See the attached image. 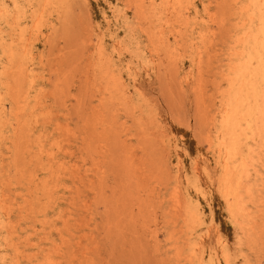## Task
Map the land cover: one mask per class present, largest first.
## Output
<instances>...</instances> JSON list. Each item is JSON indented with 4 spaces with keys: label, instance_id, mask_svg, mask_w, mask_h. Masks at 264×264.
Returning a JSON list of instances; mask_svg holds the SVG:
<instances>
[{
    "label": "rangeland",
    "instance_id": "1",
    "mask_svg": "<svg viewBox=\"0 0 264 264\" xmlns=\"http://www.w3.org/2000/svg\"><path fill=\"white\" fill-rule=\"evenodd\" d=\"M0 264H264V0H0Z\"/></svg>",
    "mask_w": 264,
    "mask_h": 264
},
{
    "label": "bare ground",
    "instance_id": "2",
    "mask_svg": "<svg viewBox=\"0 0 264 264\" xmlns=\"http://www.w3.org/2000/svg\"><path fill=\"white\" fill-rule=\"evenodd\" d=\"M168 28V27H167ZM105 92V91H104ZM81 160V159H80ZM16 161V160H15Z\"/></svg>",
    "mask_w": 264,
    "mask_h": 264
}]
</instances>
